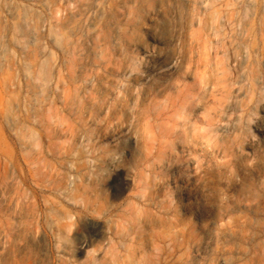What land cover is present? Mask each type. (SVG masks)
I'll return each instance as SVG.
<instances>
[{
    "label": "rangeland",
    "instance_id": "1",
    "mask_svg": "<svg viewBox=\"0 0 264 264\" xmlns=\"http://www.w3.org/2000/svg\"><path fill=\"white\" fill-rule=\"evenodd\" d=\"M0 264H264V0H0Z\"/></svg>",
    "mask_w": 264,
    "mask_h": 264
},
{
    "label": "bare ground",
    "instance_id": "2",
    "mask_svg": "<svg viewBox=\"0 0 264 264\" xmlns=\"http://www.w3.org/2000/svg\"><path fill=\"white\" fill-rule=\"evenodd\" d=\"M249 146H250V148H251V147H254V142H253V141H249ZM70 229H71V228H70ZM73 232H79V230H78V229H74Z\"/></svg>",
    "mask_w": 264,
    "mask_h": 264
}]
</instances>
